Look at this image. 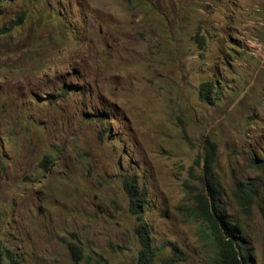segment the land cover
<instances>
[{
  "label": "rangeland",
  "instance_id": "obj_1",
  "mask_svg": "<svg viewBox=\"0 0 264 264\" xmlns=\"http://www.w3.org/2000/svg\"><path fill=\"white\" fill-rule=\"evenodd\" d=\"M0 10L2 249L22 264H136L142 225L154 264H213L190 208L208 139L227 211L262 263L258 200L245 215L230 190L264 180V0H2ZM129 178L144 193L139 216Z\"/></svg>",
  "mask_w": 264,
  "mask_h": 264
},
{
  "label": "trees",
  "instance_id": "obj_2",
  "mask_svg": "<svg viewBox=\"0 0 264 264\" xmlns=\"http://www.w3.org/2000/svg\"><path fill=\"white\" fill-rule=\"evenodd\" d=\"M211 90L209 83H202L199 94L201 99L212 102L209 95ZM203 149V175L199 178L200 188L192 193L191 216L200 221L201 229L206 235L205 239L213 251V264H255L250 242L243 234L239 223L227 211L224 201L225 192L219 179L213 173L216 145L206 139ZM261 162L264 165V155ZM122 186L128 198L130 212L139 216L140 207L145 202L142 189L136 186L134 180L130 178L123 180ZM230 196L245 215L249 214L251 207L258 200V209L261 211L264 223V180L254 178L237 184L231 188ZM135 231L139 242L136 264H154L155 252L148 242L147 229L139 225ZM68 248L74 260L79 261L82 254L81 248L74 242H68ZM5 260L7 264H22L14 252L0 247V264H3ZM161 264H169V262L164 260ZM261 264H264V237Z\"/></svg>",
  "mask_w": 264,
  "mask_h": 264
}]
</instances>
